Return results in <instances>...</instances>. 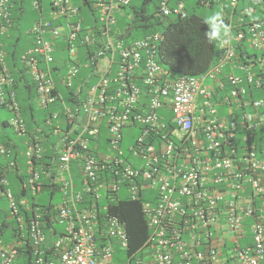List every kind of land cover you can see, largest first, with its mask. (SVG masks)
Masks as SVG:
<instances>
[{"label":"built area","instance_id":"2783aa9c","mask_svg":"<svg viewBox=\"0 0 264 264\" xmlns=\"http://www.w3.org/2000/svg\"><path fill=\"white\" fill-rule=\"evenodd\" d=\"M129 1L94 0L98 33L110 52L100 51L94 63L72 59L63 72L53 70V50L44 40L45 34L62 36L60 29L43 19L31 29L35 44L20 54L19 63L34 85L39 108L61 106L46 120L59 136L60 155L56 164L52 161L49 178L60 201L51 227L38 209L24 221L0 169V197L8 204L5 221L18 228L10 243L0 241V264H15L26 239L32 264H264V6L260 17L252 18L253 8L240 4L260 0H209L224 12L217 60L200 76L170 81L156 78L162 75L155 58L160 34L128 44L109 36L114 8ZM48 6L51 21L68 23L78 13L70 0H49ZM183 8L182 0H161L158 12L184 17ZM11 10V0H0V106L12 112L10 130L27 138V184L36 197L43 171L34 161L44 157V137L28 135L12 89L2 41L12 24ZM67 25L72 40L79 25ZM237 48L261 55L239 58ZM79 69L94 82L80 87L85 97L70 107L61 87L79 83ZM140 79L148 85L146 103H139L135 83ZM125 128H137L138 134L125 141ZM11 153L0 143V159ZM12 167L13 162L7 169ZM145 190L152 195L146 197ZM124 197L140 201L148 231L133 251L124 223L108 213L107 200ZM45 248L52 259H43Z\"/></svg>","mask_w":264,"mask_h":264},{"label":"trees","instance_id":"16d2710c","mask_svg":"<svg viewBox=\"0 0 264 264\" xmlns=\"http://www.w3.org/2000/svg\"><path fill=\"white\" fill-rule=\"evenodd\" d=\"M28 1L31 3L33 0H11V4L13 5L11 11L13 25L9 29V33L3 37L2 41L8 54L6 63L15 81L13 89L15 90L16 99L25 121L26 131L28 135L35 134L41 138L44 137L41 144L44 150V157L42 160L34 161L36 169L43 171L41 177L43 187L40 194L42 200L36 199L27 184L29 176L25 167V156L23 154L25 149L23 144L27 138L18 137L12 130L14 138H11L7 134L6 130L10 129L8 120L12 114L3 106H0V110L5 111L10 117L8 119H0V143L9 146L12 153L9 158L4 157L0 159V169L5 171L4 173L8 183L7 188H9L13 201L16 204L18 214L25 219L24 221H28L29 217L38 209L42 213L43 223L51 227L52 219L56 212L55 209L59 203V201H55V198H57L56 194L59 193V190L51 184L49 174L53 173L54 165L52 161H55V164L58 161L60 146L58 145L59 136H55L52 128L46 126V120L51 117L52 112H60L61 106L59 107L58 103H56L47 110L40 109L36 106L34 102V85L29 75L25 73L24 68L19 63V55L34 45L33 38L29 36L27 31L39 16L38 10L31 9L30 12L27 11L26 3ZM71 1L74 5H76V2L78 4L76 6L81 9L80 13L83 17V27L90 25L92 23L91 16H86L85 14L88 13L86 11L91 10L92 0ZM159 2L160 0H131L128 6L115 7L114 16L116 18V24L110 27L109 36H118L117 39L123 41L124 44H128L131 41H135L149 34H161L163 39L157 47L155 56L156 62L161 67L162 72V75L160 72L157 74L158 76L156 78L158 80L162 77V79L168 78L171 81L182 76H198L205 73L216 62L218 49L214 44L215 35L210 24L197 14L196 9L212 8L214 5L209 0H193V3H190V0H185L184 18L175 16L160 17L157 16ZM80 40L81 38L77 41L78 48H81L79 51L80 63L85 60L87 61L90 54L94 51L100 55V51H105L107 48L108 52H110L109 46L102 42L99 37L91 43L86 42L80 44ZM218 41L217 39V45L219 43ZM236 51L239 58H243L249 54L246 51L243 53L240 48H237ZM252 54L255 55V53ZM54 56L56 71L58 70L56 67H58L57 65L59 64L61 54L57 53ZM225 70L227 71V69ZM62 71L63 68L60 69V72ZM84 73V69H79L76 80L78 79L80 82L74 83L69 89H61L62 98L67 106H77L78 101L85 97L86 86L94 82L92 76H89L88 79L83 78ZM82 85L86 89L80 88ZM135 85L140 89L139 103H146L148 85L144 83L143 79L137 81ZM115 86L113 83L109 84L110 88H114ZM55 122L56 119L53 120V123ZM103 131L98 133V140L105 136V131ZM70 135L74 136L72 132ZM11 162H13V167L8 170L7 168H9ZM3 201L7 202L6 198L0 197V241L3 244H8L14 238L15 234H17L18 228L13 221H5L8 209L5 211L1 205ZM107 202L108 213L116 216L124 223L129 239V249L133 251L142 244L148 232L146 223L140 213V201L134 202L124 197L114 203L108 200ZM7 226H12L13 229L6 230ZM45 234L48 235L47 233ZM48 257L52 259L53 254L50 248H45L43 250V259L46 261ZM33 261L34 257L26 239L23 248L19 251L15 264H32Z\"/></svg>","mask_w":264,"mask_h":264},{"label":"clouds","instance_id":"9594fccd","mask_svg":"<svg viewBox=\"0 0 264 264\" xmlns=\"http://www.w3.org/2000/svg\"><path fill=\"white\" fill-rule=\"evenodd\" d=\"M35 1L38 2V5L36 7L33 6V2H35ZM260 1H261L260 4H255V2L244 1L243 3L240 4V6L242 8L245 7V6L250 7V8H253L254 12H252V18H259L260 17V11H259V9L261 8V6H264V0H260ZM70 2H71V4L75 8L78 9V13H77L76 17L72 18L71 22H68V23H66L63 18H60V19H58L56 21H51L50 20V16H49V6H48L49 0H46V1L45 0H33L31 2L32 9L38 10V12H39V16L35 19V22L30 27V29L27 31L28 34H29V36H31L33 38L34 44H35V37L31 33V29L33 28L34 24L37 21H39L40 19H43L45 21L46 20L49 21L51 27H58L60 29L61 34H62V36L57 37V38H50L47 34L44 35V40L49 41V43H50V45L52 47V50H53V52H52V57H53V64L52 65H53V70H55V64H54V57L55 56L54 55L57 54V53H60L61 54V58L59 59V64L57 65L58 67H56V68H58L59 71H60L61 68H63V71H64L65 66H67L72 59H77V63L80 64V57H79L80 53H79V51H80L81 48H78V46H77V41H79L80 38H81L80 44L86 43V42L87 43L94 42L96 40V38H98V37L102 40V42H104L106 44V41L103 38H101L100 34L98 33V28H99L100 24H99L98 18H97L98 17V14H96V11L94 9V0H92V8L90 10L91 12L90 11H86L88 13L85 14L86 16H91L90 18L92 20V23L90 25H88L87 27L84 26L85 28L83 27V24H82L83 17H82V15L80 13L81 9L78 6L74 5L71 0H70ZM182 2L185 5V0H182ZM128 5H129V3L127 5H125V6H128ZM213 5H214L213 7L219 6L216 3H214ZM158 8H159V6H158ZM158 8H157V11H159ZM12 9H13V5H12ZM183 10H184V8H183ZM219 10L221 12V15H220V17H218V18H216L214 20V26H217V27H220L221 26L222 28H224L223 19H222L223 16H224V12L221 11L220 7H219ZM157 16H160V17H171V16H174V15L164 16V15H159V12H157ZM175 17L184 18L185 17V11H184V17H182V16H175ZM11 18H12V16H11ZM114 18H115V16H114ZM11 22H12V19H11ZM69 23H71V24H78L79 25V31L77 33H75V37L72 40L71 39H68L67 36H66L67 33H68V31H70V28L67 25ZM115 24H116V18H115ZM115 24H114V26H115ZM12 25H13V22H12L10 28H12ZM67 26H68V28H67ZM9 29H8V33H9ZM70 33H71V31H70ZM224 33H225V28H224V31L222 32V37H223V34ZM146 36H148V35H146ZM146 36H144V37H146ZM144 37H142V38H144ZM87 38H88V40H86ZM142 38H140V39H142ZM218 40L220 41L221 38H218ZM218 45H219V43H218ZM218 45H217V49H218ZM30 47H33V46H30ZM71 49L74 50L73 56L70 55V50ZM246 52H248L252 56H259V55H261V53L256 52V51H251L249 49ZM236 53H237V51H236ZM252 53H255V55H253ZM95 55H97L96 54V51L92 52V54H90V57L87 59V61L85 60L82 63H85V62H88V61L91 62V63H94ZM7 57H8V54H7ZM6 62H7V59H6ZM198 76H200V75H198ZM61 89H63V88L61 87ZM13 91L15 92L14 89H13ZM16 101H17V99H16ZM34 102H35V98H34ZM18 105H19V103H18ZM36 106L39 108V106L37 104H36ZM40 109H42V108H40ZM43 110H45V109H43ZM9 112L12 114L11 111H9ZM8 126H9V122H8ZM38 196H40V195H38Z\"/></svg>","mask_w":264,"mask_h":264},{"label":"rangeland","instance_id":"374dc122","mask_svg":"<svg viewBox=\"0 0 264 264\" xmlns=\"http://www.w3.org/2000/svg\"><path fill=\"white\" fill-rule=\"evenodd\" d=\"M190 3H193V0H190ZM26 4H27L26 9L28 12H30V10L32 9V5H31L30 1H28ZM75 4L78 5L76 2H75ZM134 4H135V2H134ZM196 11H197L198 15L203 17L210 24V26L213 30V34L215 35L214 36V44L217 47V39L222 38V32L224 31V28H222L221 26L220 27L214 26V20L216 18L220 17V15H221V12L219 10V6H215L213 8H198V9H196ZM219 112H220V114L222 113L221 108L219 109ZM9 117H10L9 114H7L5 111L0 110V119H8ZM6 131H7V134H9L11 138L12 137L14 138V135H12V131L10 129H7ZM123 134L125 137V141H131L138 134V129L137 128H125L123 130ZM15 141H17V140L15 139ZM152 193L153 192L151 190H147V191L145 190L146 197H150V195H152ZM56 197L57 198H55L56 199L55 201H60V198L58 199L59 193L56 194ZM44 198L47 199L46 196H44ZM36 199L42 200V198L40 196H36ZM1 205L3 206V208L6 211L8 208L7 202L3 201V202H1ZM116 255L119 258H123V256H124V254L122 252H118Z\"/></svg>","mask_w":264,"mask_h":264}]
</instances>
